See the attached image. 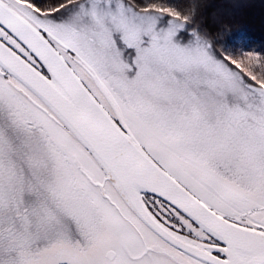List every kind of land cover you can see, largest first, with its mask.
Listing matches in <instances>:
<instances>
[{
    "label": "snow or ice",
    "instance_id": "1",
    "mask_svg": "<svg viewBox=\"0 0 264 264\" xmlns=\"http://www.w3.org/2000/svg\"><path fill=\"white\" fill-rule=\"evenodd\" d=\"M233 0H0V264H264V44Z\"/></svg>",
    "mask_w": 264,
    "mask_h": 264
},
{
    "label": "trees",
    "instance_id": "2",
    "mask_svg": "<svg viewBox=\"0 0 264 264\" xmlns=\"http://www.w3.org/2000/svg\"><path fill=\"white\" fill-rule=\"evenodd\" d=\"M221 3L222 0H214ZM243 7H225L221 11L234 16V24L242 30L254 46L264 44V2L262 0H233Z\"/></svg>",
    "mask_w": 264,
    "mask_h": 264
},
{
    "label": "rangeland",
    "instance_id": "3",
    "mask_svg": "<svg viewBox=\"0 0 264 264\" xmlns=\"http://www.w3.org/2000/svg\"><path fill=\"white\" fill-rule=\"evenodd\" d=\"M262 2H264V0H262Z\"/></svg>",
    "mask_w": 264,
    "mask_h": 264
}]
</instances>
